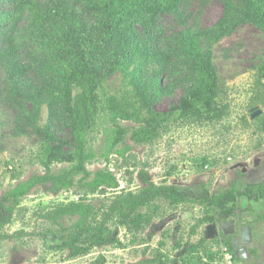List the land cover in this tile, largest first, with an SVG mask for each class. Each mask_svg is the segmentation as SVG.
Here are the masks:
<instances>
[{"label": "trees", "instance_id": "1", "mask_svg": "<svg viewBox=\"0 0 264 264\" xmlns=\"http://www.w3.org/2000/svg\"><path fill=\"white\" fill-rule=\"evenodd\" d=\"M3 1L7 0L0 3ZM70 1L58 0L55 7L50 4L45 12L36 14L37 38L45 40L48 34L42 24L48 23L55 27L53 35L58 41L48 48L36 47L30 54L25 71H33L41 81L36 91L18 86L16 77L21 70L14 61L8 35L24 20L26 6L18 0L11 10L0 14V66L6 73L5 99L15 112V131L26 134L31 130L46 148L44 172L18 182L0 197V241L25 235L15 232L8 236L2 231L12 223L21 200L38 186L48 185L52 194L72 190L77 195L76 201L57 203L38 216L47 226L45 239L52 249L67 252L71 259L86 256L95 248L121 247L118 237L121 228L131 236L132 245L142 241L141 233L159 210L157 200L170 207L184 204L202 207L204 216L194 228L234 216L240 197L264 201V180L247 183L242 189L231 184L211 193L206 184L197 189L156 185L140 169L139 190L132 192L119 189V181L110 170L91 172L87 168L97 158L88 148L87 138L99 119L105 137L100 157L106 161L112 154L125 158L131 150L125 143L126 137L136 144L152 141L160 122L152 104L168 85L183 88L176 109L184 117L198 120L220 117L222 109L216 102L220 86L213 54L211 50L203 51L202 42L210 49L242 23L264 31V0H217L223 10L211 28L170 33L160 24L161 16L171 15L180 20L178 7L187 0H76L84 11L80 13L71 8ZM53 8L58 9V15H52ZM116 73L129 88L121 96L112 95L109 90V78ZM163 77L170 84L163 85ZM25 103H29V109ZM44 107L48 112L47 123L40 126ZM52 122L69 131V142L55 136ZM56 163L62 167L54 171L52 166ZM107 194L112 197L97 206L92 204L90 196ZM65 220L73 221L66 226ZM202 243L203 239L198 246ZM195 250L190 245L188 253ZM207 258L214 261L217 256L208 254ZM103 262L104 258L99 256L93 264ZM137 264H177V261H169L166 255L156 252L154 258Z\"/></svg>", "mask_w": 264, "mask_h": 264}, {"label": "rangeland", "instance_id": "2", "mask_svg": "<svg viewBox=\"0 0 264 264\" xmlns=\"http://www.w3.org/2000/svg\"><path fill=\"white\" fill-rule=\"evenodd\" d=\"M22 1L26 6L25 18L8 35L15 53L14 61L21 70L16 77L18 86L26 91H36L41 81L33 71H25L30 54L36 47L58 44L53 35L55 27L48 23L42 24L48 34L45 40L42 42L37 38L36 14L45 12L50 4L55 7L58 0ZM3 2L0 3V14L11 10L18 0ZM70 6L76 13L84 12L76 0H71ZM178 9L180 20L171 15L161 16L160 24L169 33L187 28L209 29L223 10L217 0H187ZM50 10L54 16L59 14L58 9ZM202 48L213 54L220 86L216 102L222 109L221 116L200 120L184 117L176 109L183 88L168 85L164 94L155 98L152 104V110L160 119L158 134L150 143L136 144L126 137L125 143L131 150L124 159L117 154L110 155L108 161L100 157L105 137L99 119L87 138L88 148L97 155L88 165L89 171L108 169L119 181V189L132 192L139 190L137 172L140 169H144L156 185L197 189L200 184H206L211 193L231 184L242 189L247 183L264 180V31L242 23L229 37H224L210 49L203 42ZM5 81L6 73L0 66V197L18 182L44 172L42 162L46 149L41 138L31 130L26 134L15 131V112L6 104ZM162 81L165 86L170 84L167 78L163 77ZM108 84L115 96L129 90L119 73L112 75ZM24 106L29 109V103ZM47 117L44 107L40 126L46 125ZM52 125L55 136L69 142V131L56 122ZM122 125L138 126L131 122H122ZM61 167L58 163L52 166L54 171ZM110 197L112 194L90 196V199L97 206ZM76 200L77 195L72 190L52 194L48 185L33 189L21 200L12 223L2 231L8 236L15 232L25 235L0 241V264H93L99 256L104 258L103 264H137L154 258L156 252L166 255L169 261L176 260L177 264H198L200 261L202 264H264L262 200L240 197L234 216L197 228H194L197 220L204 216L202 207L187 204L170 207L157 200L159 210L141 233L142 241L132 245L129 243L131 236L121 228L118 237L124 246L95 248L86 256L71 259L67 252L52 249L49 240L45 239L47 226L38 216L57 203ZM72 221L65 220L64 224L70 226ZM202 239V245L198 246ZM190 245L196 250L188 253ZM223 250L231 256L230 263L225 261ZM208 254L217 258L210 261Z\"/></svg>", "mask_w": 264, "mask_h": 264}, {"label": "built area", "instance_id": "3", "mask_svg": "<svg viewBox=\"0 0 264 264\" xmlns=\"http://www.w3.org/2000/svg\"><path fill=\"white\" fill-rule=\"evenodd\" d=\"M223 252H224V259H225V261L227 263H230V259H232L231 256H229L228 253L225 250H223Z\"/></svg>", "mask_w": 264, "mask_h": 264}]
</instances>
